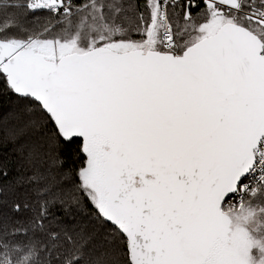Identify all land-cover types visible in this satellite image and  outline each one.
Listing matches in <instances>:
<instances>
[{
    "label": "snow or ice",
    "instance_id": "6c2138e0",
    "mask_svg": "<svg viewBox=\"0 0 264 264\" xmlns=\"http://www.w3.org/2000/svg\"><path fill=\"white\" fill-rule=\"evenodd\" d=\"M0 97V264H264V0H0Z\"/></svg>",
    "mask_w": 264,
    "mask_h": 264
},
{
    "label": "trees",
    "instance_id": "16d2710c",
    "mask_svg": "<svg viewBox=\"0 0 264 264\" xmlns=\"http://www.w3.org/2000/svg\"><path fill=\"white\" fill-rule=\"evenodd\" d=\"M33 19L36 18L34 17ZM39 19H45V14L41 13L39 15ZM13 104L14 103L12 101L0 97V117H2V115H4L6 111H12L15 108H13ZM4 136L5 135L0 134V171L6 170L8 172V176L7 178H5L3 175H0V189H2L7 183L13 180L19 172L23 171L21 156V146L23 144L19 143L18 140L16 142L7 141L4 139ZM23 140L27 142L25 138ZM67 163L71 165L70 161H68ZM53 211L58 217L63 215L62 211L59 209H54ZM90 211L91 210L89 208H84L82 212H80L79 218L88 217ZM5 213L14 215L11 213V210L8 207L0 202V215H3ZM84 222L88 223L87 220H85Z\"/></svg>",
    "mask_w": 264,
    "mask_h": 264
},
{
    "label": "rangeland",
    "instance_id": "374dc122",
    "mask_svg": "<svg viewBox=\"0 0 264 264\" xmlns=\"http://www.w3.org/2000/svg\"><path fill=\"white\" fill-rule=\"evenodd\" d=\"M13 108H14V104H13ZM15 108L12 111L9 112H5L4 115H2V117H0V134L1 135H5L6 132V126H13L15 125V120L13 119L12 114L14 113ZM27 140V137H19L18 138V142L22 143L23 145L26 143L23 139Z\"/></svg>",
    "mask_w": 264,
    "mask_h": 264
}]
</instances>
